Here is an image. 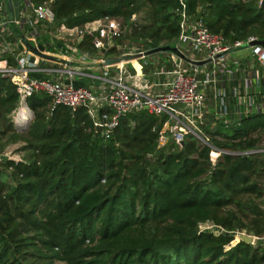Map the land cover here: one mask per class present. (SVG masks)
<instances>
[{
	"label": "trees",
	"instance_id": "trees-1",
	"mask_svg": "<svg viewBox=\"0 0 264 264\" xmlns=\"http://www.w3.org/2000/svg\"><path fill=\"white\" fill-rule=\"evenodd\" d=\"M31 1L48 2L68 28L120 20V44L173 45L180 32L178 0ZM186 2L230 41L264 37V0ZM76 46L96 51L90 35ZM26 103L32 119L19 131L11 120L19 94L0 73V264H264V112L201 122L224 151L212 161L211 147L192 133L160 146L165 117L144 107L122 114L105 136L84 105L53 106L42 92ZM17 142L23 158L5 157ZM206 222L221 232L201 230ZM243 231L254 243H232Z\"/></svg>",
	"mask_w": 264,
	"mask_h": 264
},
{
	"label": "built area",
	"instance_id": "built-area-1",
	"mask_svg": "<svg viewBox=\"0 0 264 264\" xmlns=\"http://www.w3.org/2000/svg\"><path fill=\"white\" fill-rule=\"evenodd\" d=\"M178 5L180 32L173 45L191 59L209 61L193 65L172 52L153 54L151 60H148L149 56L141 57L139 59L144 61L143 67L150 68L158 63V67L149 72L151 79L145 88L131 85L124 79L126 72L121 67H116L123 63L100 66L101 75L96 78L100 79L101 85L97 92L88 86L31 77L29 73L35 70L34 61L30 62L25 46L23 52L15 45L11 28L18 31L16 38L20 43L19 35L22 34L36 45L41 37L37 23L42 26L54 24L55 13L48 2L34 4L31 0H21L19 19L10 20L5 1L0 0V73L12 79L19 94V109L23 106L28 115L31 111L26 103L27 97L35 92H42L50 97L53 106L62 104L72 110L81 105L86 106L94 126H100L101 132L108 136L122 114L135 107L147 106L151 113L165 117L159 131L160 146L167 140L166 135H173L179 140L183 135L192 133L211 147L210 158L216 161L224 151L210 144L199 124L205 113L213 109L217 117H227L229 112L236 116L264 112V47L249 44L264 37L251 35L243 40L230 41L222 34L210 31L201 16L189 11L186 0H178ZM133 19L135 15L132 16ZM125 29L120 20L107 17L83 27L68 28L63 24L60 27V30H64L69 37H74L77 42L84 35H90L97 51L115 47L118 55H121L151 48L145 44L118 43L115 39ZM13 50L18 53L21 51L14 56L16 65H10L3 57L4 53L14 52ZM45 52L50 54L46 49ZM30 54L33 55L31 52ZM86 58L87 54L82 53L80 61L85 63ZM104 58L102 55L98 63ZM115 67L117 73L113 75L111 68ZM65 72L69 75L73 73L72 70ZM209 100L212 104L208 103L211 107L207 108ZM230 100L233 101L232 109L229 108ZM204 108L208 110L204 111Z\"/></svg>",
	"mask_w": 264,
	"mask_h": 264
},
{
	"label": "crops",
	"instance_id": "crops-1",
	"mask_svg": "<svg viewBox=\"0 0 264 264\" xmlns=\"http://www.w3.org/2000/svg\"><path fill=\"white\" fill-rule=\"evenodd\" d=\"M36 26L39 29L42 27V25H40L39 23H37ZM61 26L62 24L60 25V27ZM11 36L14 39L15 45L16 46L18 45L21 51L25 52V50L23 49V46L25 45L23 41L21 40V34L19 35V38L21 42L23 43V45L16 38L17 34L14 32L12 28H11ZM71 41L73 40L71 39ZM38 42L42 43L43 45L45 44L44 46H45L46 51L48 52L51 51L50 54L55 56L56 60H46V59H42L40 57L34 56V62H33L34 69H35L34 71L44 72L50 79H55V80L66 82V83L70 82L75 86H88L98 92V88L101 85L100 79L96 78V76L101 75V70L99 68L98 61L102 59V55L103 57H107L102 53V51L79 50L76 46L77 41L75 44H73L74 47L72 48L67 46V44H65V47H64L62 46V44H59V42L55 40V37L52 34L48 38L46 36L40 37L38 39ZM30 43L34 44V42H31V41ZM29 51H30L29 49H26V54H29V56H31ZM58 51H61V54L58 53ZM19 53L17 51L11 52L13 56H16ZM82 53L87 54L85 63L80 61ZM4 55L5 53L3 54V57ZM108 56H111V55H108ZM140 60L142 59H133V60L123 63L121 66H116V67L117 68L121 67L126 72L124 79L128 83H130L131 85L137 86L139 88L141 87L145 88L147 85H149V80L151 78H148L149 74H147L144 70H142L141 68L142 65H139V63L137 62ZM46 62L54 63V65L53 64L49 65ZM134 62H137V66ZM116 67L111 68V72L113 75L117 73ZM65 70H72L73 73L69 75L67 72H65Z\"/></svg>",
	"mask_w": 264,
	"mask_h": 264
},
{
	"label": "water",
	"instance_id": "water-1",
	"mask_svg": "<svg viewBox=\"0 0 264 264\" xmlns=\"http://www.w3.org/2000/svg\"><path fill=\"white\" fill-rule=\"evenodd\" d=\"M6 7H7V15L10 20H18L20 16V2L21 0H4ZM21 40L23 41L25 47L30 50V52L33 54L29 57L30 62L34 61V56L40 57L42 59L46 60H56L55 56L46 53L45 52V46L38 42L36 45H33L30 43L24 35L21 34ZM249 44H260L264 47V39H256L254 41H251ZM103 53H105V50H102ZM161 52H172L176 56L180 57L181 59L193 64V65H202L209 61L207 60H195L187 57L181 50L178 49L176 45H158L152 48H149L143 52H136V53H124L121 55H113V56H107L104 58V60L100 63H98L100 66H112L119 63H124L133 59H139L141 57H146L149 55H153L156 53ZM145 109H147V106H143ZM32 117L28 120L27 124L30 123ZM96 129L98 131H101V127L97 126ZM1 157V155H0ZM236 242L239 240L252 244L255 241V237L253 235L244 233V232H237L235 235ZM235 242V243H236Z\"/></svg>",
	"mask_w": 264,
	"mask_h": 264
},
{
	"label": "rangeland",
	"instance_id": "rangeland-1",
	"mask_svg": "<svg viewBox=\"0 0 264 264\" xmlns=\"http://www.w3.org/2000/svg\"><path fill=\"white\" fill-rule=\"evenodd\" d=\"M60 25L61 24L59 22H56V23L51 24V25L42 26L39 29L40 33H41V37L46 36L48 38L52 34V35H54L55 40L58 41L59 44H62V46L65 47V44H67V46H69L70 48L74 47L73 44L76 43V39L74 37L70 38L67 33H65L63 30H60ZM71 39L73 41H71ZM129 43L135 44V42L133 43V42H130V41H129ZM49 52L51 53V51H49ZM54 53H56V52H54ZM58 53L61 54V51H58ZM148 59L149 60L153 59V55H149ZM137 62L139 63V65H142V67L144 66V63H143L142 60L137 61ZM137 62H134L136 64V66H137ZM46 63L49 64V65H52V64L54 65V63H50V62H46ZM157 67H158V63H156L155 65H152L150 68L149 67H143L142 70H144L147 74H149V72H152V70H154ZM208 103L211 105L212 104L211 100L207 101V105H206L207 108L211 107ZM19 107H20V105H18L17 109L12 113V119L11 120L13 122L14 127L17 130L24 131L26 129L27 125H28L27 124L28 120L32 117V112H29V115L26 118V121H25L24 124H22L20 122L16 123V121H15L16 120V113H17ZM207 108H204V111L205 110L207 111L208 110ZM208 111H210V112L205 113V116L203 117V119H202L203 121L202 122H204V120H209L210 124L212 125L213 124L212 115H215V110L213 109V110H208ZM229 117H230V115H228V117L225 118V119L226 120L231 119ZM199 127H200V124H199ZM165 137H168V135H166ZM259 137H260L259 146L264 148V133L259 134ZM165 140H166V138H165ZM164 141H162V142H164ZM23 144H24L23 142H17V143L9 145L5 149L4 156L7 157V158H13L15 160H19V159L23 158V156L25 154L24 151L22 150V145ZM200 229L201 230L213 231L215 233L221 232V228H219L217 226H214V225H212L209 222L208 223H203L200 226ZM244 233H246V232H244ZM235 242H236V238L234 239V241L232 243H235Z\"/></svg>",
	"mask_w": 264,
	"mask_h": 264
},
{
	"label": "bare ground",
	"instance_id": "bare-ground-1",
	"mask_svg": "<svg viewBox=\"0 0 264 264\" xmlns=\"http://www.w3.org/2000/svg\"><path fill=\"white\" fill-rule=\"evenodd\" d=\"M28 117V111L23 106L19 109V111L16 114V123H25L26 118Z\"/></svg>",
	"mask_w": 264,
	"mask_h": 264
}]
</instances>
